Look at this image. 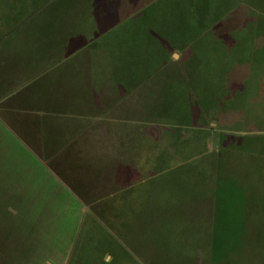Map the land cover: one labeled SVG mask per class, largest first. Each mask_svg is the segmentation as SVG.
I'll return each instance as SVG.
<instances>
[{"label": "rangeland", "instance_id": "rangeland-1", "mask_svg": "<svg viewBox=\"0 0 264 264\" xmlns=\"http://www.w3.org/2000/svg\"><path fill=\"white\" fill-rule=\"evenodd\" d=\"M239 1L221 15L217 26L227 25L218 35L237 28L231 48L264 49L262 5ZM48 2L41 8V0H0V61L10 57L15 62L10 71L19 74L21 63L41 59L43 82L72 79L76 95L85 92L86 83L90 101L102 91L121 95L118 86L131 72L142 83L128 85L126 98L94 119L92 140L108 144L94 149V158L108 159L112 171L103 175L91 160L82 173L80 165L77 179L69 180L73 191L27 155L0 123V264H264V69L250 97L253 121L245 122L243 112L212 111L204 123L179 127L153 115L149 105L169 78L167 69L182 68L189 52H174L149 81L147 50L156 45L147 37L155 30L173 31V25L199 30L202 37L217 18L202 16L198 22L190 14L175 26V12L174 20L153 23L146 32L134 29L140 17L121 22L106 17L112 11L108 0ZM245 72L235 68L231 83H242ZM96 104L101 116L100 101ZM244 135L262 144L254 151L219 149L224 138ZM121 163L124 174L118 172Z\"/></svg>", "mask_w": 264, "mask_h": 264}, {"label": "crops", "instance_id": "crops-1", "mask_svg": "<svg viewBox=\"0 0 264 264\" xmlns=\"http://www.w3.org/2000/svg\"><path fill=\"white\" fill-rule=\"evenodd\" d=\"M108 1L112 2V11L109 10V14H105L106 17L111 15L119 22L126 20L127 17H140L139 23L174 20L173 16L178 5L182 6L189 3V0ZM229 3L233 6L235 0H230ZM207 5H210L209 0H193V6L205 7ZM223 5L226 4L221 3V6ZM247 18L245 22H249ZM220 24V27L216 25L215 29L210 30L202 37H230L237 30L235 28L233 31H226L225 34L218 35L220 29L225 24L227 25L225 21H221ZM137 27H140L139 24H134V29ZM147 29V31L151 30L150 28ZM51 51L55 52L56 49H51ZM172 57H174V53ZM49 63L52 62L49 61ZM13 64L15 62L10 60V57L2 58L0 61V123L7 127L9 134L18 142L20 148L25 149L27 155H34L39 165L44 164L62 184L72 191L74 188L72 184H69V180L77 179L75 178L76 171L79 170L80 165L81 172H85L84 167L90 166L91 160L93 161L91 166L101 167L103 175L110 174L112 170L111 166L106 163L108 159L101 162V159L96 160L94 158V149L104 150L107 149L108 145L107 143L95 145L92 140L94 119L109 112L111 103H115L119 99L123 101L126 98L127 86H136L138 83H142L141 80L134 78L127 81L123 87L119 85L121 95H114L110 91L112 95H106L102 91L101 96L98 95L95 101H90L91 86L86 83H83L86 86L85 92L82 89L83 93L76 95V90L72 88V79L60 77L59 83H57V78L43 82L44 80H41V70H43L41 69V59L39 63L37 61L30 64L28 62L26 64L21 63L22 71L19 74L9 70V66L14 68ZM46 76L47 74L44 75L45 78ZM172 80L173 78L169 76L165 82L168 83ZM61 81L66 83L70 81L71 86L69 88L63 87ZM101 83L107 85L105 81ZM68 90L70 91L68 92ZM99 101L101 103V116H97L99 111L95 112L98 110L95 106ZM104 109L105 113L103 112ZM118 167H121V171L118 170V172L124 174V165L121 163ZM97 172H99L97 167L95 170L91 169L92 175L97 174ZM12 195H15L14 190L10 197H13Z\"/></svg>", "mask_w": 264, "mask_h": 264}, {"label": "trees", "instance_id": "trees-1", "mask_svg": "<svg viewBox=\"0 0 264 264\" xmlns=\"http://www.w3.org/2000/svg\"><path fill=\"white\" fill-rule=\"evenodd\" d=\"M48 1L50 0H41V8ZM209 1H213L214 4L205 7L183 5L184 9L181 6V10L175 11L179 15L175 18L178 24L175 21L173 24L178 26L181 21L185 22L188 15L191 14L199 20L198 22L204 20L202 16L206 17L207 21H210V18H212L211 20L217 18L216 27L218 20L224 17L221 15L229 13L233 7L229 3L230 0ZM251 1L257 2L255 7L259 9L262 7L264 10V0H240L239 2L250 4ZM221 3L226 5L221 6ZM260 5L262 6L260 7ZM161 23L157 22L155 25L158 26ZM140 27L145 28L147 32V28H153V23H150L149 26L146 23H141ZM162 32L165 31L162 30ZM187 33L189 36H186ZM201 33L199 30L197 33L195 30H180L177 27L174 28L173 25V31L161 35L155 30L147 37L150 39L151 46L156 45V47L147 50L151 55L147 62L148 68L145 67L148 74L146 79L160 71L175 51L189 52V58L182 61V68L172 66L167 69L166 74L173 78L172 85L169 88L163 85L159 90L160 95L157 96V100L150 103L149 106L153 107L152 110L155 111L153 115L158 118H171L174 125H179V127H194L195 122L204 123L205 118L212 111L243 112L245 122L252 120L249 111L250 97L256 95L257 92L253 93V90L256 91V88H259L257 85L260 84L259 78L264 69V49H233L230 46L231 36L199 37ZM243 42L246 43L245 40ZM154 53L155 55H153ZM153 57L156 59L154 60ZM235 68L246 69L242 83H231L230 76ZM134 78H138V74L134 76L131 72L128 81ZM171 89L173 95L169 93ZM159 111H163L164 114H159ZM148 115L149 113H147ZM226 139L224 138L219 149L232 153L236 150L254 151L257 146L262 144L260 138L251 135L240 136L237 140L234 137L230 140Z\"/></svg>", "mask_w": 264, "mask_h": 264}]
</instances>
